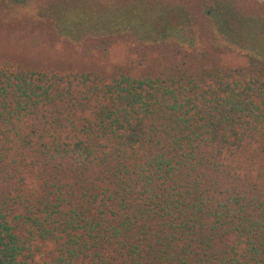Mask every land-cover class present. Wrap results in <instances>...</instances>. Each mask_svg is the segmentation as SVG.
<instances>
[{"label": "trees", "instance_id": "16d2710c", "mask_svg": "<svg viewBox=\"0 0 264 264\" xmlns=\"http://www.w3.org/2000/svg\"><path fill=\"white\" fill-rule=\"evenodd\" d=\"M203 14L247 64L163 35L108 73L0 59V264H264V18Z\"/></svg>", "mask_w": 264, "mask_h": 264}, {"label": "rangeland", "instance_id": "374dc122", "mask_svg": "<svg viewBox=\"0 0 264 264\" xmlns=\"http://www.w3.org/2000/svg\"><path fill=\"white\" fill-rule=\"evenodd\" d=\"M205 2L206 0H27L17 4L0 0V59L13 66L36 70L108 73L114 63L121 62L125 43L131 38L155 41L163 35L161 39L164 41L178 36V40L191 39L196 49L216 50L222 63L227 66L247 64L249 57L245 51L226 44L214 30L212 22L203 14ZM229 3L237 6L241 13L264 18V0H229ZM117 16L119 18L115 21H118L119 27L127 26L123 28L124 31L118 26L113 33L109 31L110 27H106L105 31L98 27V30L90 32L86 28L93 23L113 25ZM163 25V30H171L173 36L161 30ZM242 29L241 37L255 38L260 43V31ZM112 37L117 38L106 57L88 59L81 56L84 45L90 40ZM181 45L187 47L186 44Z\"/></svg>", "mask_w": 264, "mask_h": 264}]
</instances>
